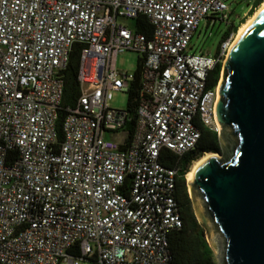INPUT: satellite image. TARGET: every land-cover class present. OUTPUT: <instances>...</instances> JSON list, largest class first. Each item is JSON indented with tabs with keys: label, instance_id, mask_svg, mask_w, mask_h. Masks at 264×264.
Here are the masks:
<instances>
[{
	"label": "built area",
	"instance_id": "obj_1",
	"mask_svg": "<svg viewBox=\"0 0 264 264\" xmlns=\"http://www.w3.org/2000/svg\"><path fill=\"white\" fill-rule=\"evenodd\" d=\"M227 0H0V264H172L170 234L182 226L179 168L165 149H194L216 118L219 84L236 33L217 53L189 52L201 21ZM145 16L151 35L119 23ZM75 44L80 94L58 120ZM139 51L134 130L129 107H112L134 74L117 67ZM127 136L123 141L107 132ZM78 252V255H75Z\"/></svg>",
	"mask_w": 264,
	"mask_h": 264
},
{
	"label": "water",
	"instance_id": "obj_2",
	"mask_svg": "<svg viewBox=\"0 0 264 264\" xmlns=\"http://www.w3.org/2000/svg\"><path fill=\"white\" fill-rule=\"evenodd\" d=\"M218 95L224 156L193 164L190 195L220 264H264V9L232 50Z\"/></svg>",
	"mask_w": 264,
	"mask_h": 264
},
{
	"label": "trees",
	"instance_id": "obj_3",
	"mask_svg": "<svg viewBox=\"0 0 264 264\" xmlns=\"http://www.w3.org/2000/svg\"><path fill=\"white\" fill-rule=\"evenodd\" d=\"M262 2H264V0H254V3L249 10L250 16L254 14ZM212 17L213 16L210 18ZM134 21V28L137 31L151 35L153 28L145 16H138ZM245 21L246 18H242L238 22L231 21L222 41L228 38L231 33H236ZM80 53V45L75 44L71 53L70 63L67 69L62 73L65 79V90L58 120L60 142L64 139L62 125L63 120L68 113L67 107L73 105L80 94V83L78 80ZM144 59L145 57L142 55L138 69L135 72L134 79L131 83V89L128 92V107L133 114L132 120L128 123L130 133L133 132L135 125L137 104L141 93V70ZM222 67L223 64L219 63L209 72L208 80L211 86H215L218 83L221 77ZM201 130L202 135L200 141L194 149L183 154H176L171 150L165 149L161 156L165 165L179 168L176 179L175 195L181 212L182 226L173 230L169 236L173 258L172 264H217L214 250L208 240L207 228L199 221L196 215L186 177L194 161L198 160L208 152L221 151L219 132L205 126H202ZM75 255H78V252ZM88 260H91L92 264H100L96 256L89 258Z\"/></svg>",
	"mask_w": 264,
	"mask_h": 264
},
{
	"label": "rangeland",
	"instance_id": "obj_4",
	"mask_svg": "<svg viewBox=\"0 0 264 264\" xmlns=\"http://www.w3.org/2000/svg\"><path fill=\"white\" fill-rule=\"evenodd\" d=\"M227 2L229 4V8L228 10L225 11L224 15L222 14L214 15L212 18H204L201 21L197 32L194 34L190 42L189 52L204 53L207 55L214 56L219 50L220 44L223 40L225 32L228 29L229 23L231 21L238 22L242 18H246L247 21V19L250 17L249 10L253 5L254 0H227ZM259 7L256 9V11L259 9ZM118 22L128 25L131 28H133L135 24L134 19H128L123 17L119 18ZM141 58H142V53H140L139 51L125 50L124 52H121L117 57V67L122 72L128 74H135V72L138 69V65ZM223 67L221 71L220 80L222 79ZM110 105L112 107L119 109L127 108L129 105V93L124 91H115L113 95V99L110 101ZM220 127L221 129L219 131V136L221 134V131H223L222 126ZM126 136L127 133L125 131L121 133H117V132L106 133L107 138L120 142L123 141ZM213 153H217L220 156H224L222 145L220 152H213ZM196 161L192 163L190 170ZM188 185L190 187L189 182ZM207 236H208V232H207ZM208 240L214 250L215 260L217 264H220L219 258L217 256V251L212 241L210 240L209 236H208ZM61 264H72V263L68 261H63ZM80 264H92V261L88 259H83L80 260Z\"/></svg>",
	"mask_w": 264,
	"mask_h": 264
},
{
	"label": "bare ground",
	"instance_id": "obj_5",
	"mask_svg": "<svg viewBox=\"0 0 264 264\" xmlns=\"http://www.w3.org/2000/svg\"><path fill=\"white\" fill-rule=\"evenodd\" d=\"M264 9V2H262V4L260 5L259 9L252 15L250 16L246 22H244L238 29V31L236 32V35L234 36V39L232 40L230 47H229V51L227 54V57L224 61V67H223V72H224V68L226 66V63L228 61V58L232 52V50L234 49V47L236 46V44L238 43V41L241 39V37L244 35V33L247 31V29L250 27V25L254 22V20L258 17V15L260 14V12ZM222 72V75H223ZM221 126V125H220ZM221 129V128H220ZM211 154H216L219 156V154L217 153H213V152H208L206 153L204 156L206 155H211ZM203 156V157H204ZM187 180L189 182V184L191 185L192 179H191V170L187 173Z\"/></svg>",
	"mask_w": 264,
	"mask_h": 264
}]
</instances>
